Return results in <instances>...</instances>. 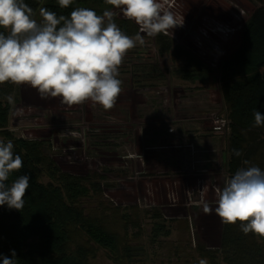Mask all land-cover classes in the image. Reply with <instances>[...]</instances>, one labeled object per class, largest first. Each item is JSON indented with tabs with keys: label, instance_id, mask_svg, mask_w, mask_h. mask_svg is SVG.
<instances>
[{
	"label": "rangeland",
	"instance_id": "374dc122",
	"mask_svg": "<svg viewBox=\"0 0 264 264\" xmlns=\"http://www.w3.org/2000/svg\"><path fill=\"white\" fill-rule=\"evenodd\" d=\"M159 2L178 23L183 19L182 26L163 34L172 40L174 50L184 51L195 61L201 59L208 67V62L217 64L239 47L241 32L255 7L249 0ZM111 11L126 19L118 9ZM141 35L144 43L137 42L129 51L143 49L150 57L132 60L127 52L119 70H127L128 75L120 76L125 77L122 91L111 110L93 107L90 101L68 107L59 98L43 99L35 89L20 85L21 101L12 112L10 128L26 138L49 139L52 157L63 171L102 175L104 197L126 209L136 223L150 208H157L160 220L169 221L164 230L157 229L159 219L146 214L140 236L127 233L123 243L134 250L131 264H200L202 259L207 264L209 249L221 252L223 223L214 212L205 214L202 204L208 202L214 209L216 189L227 180L224 160L229 132L222 137L211 130L212 117L227 118L215 91L217 69L212 70L216 81L209 88L203 86L209 91L198 92L197 85H187L190 82L176 76L175 69L182 62L173 65L171 54L159 58L154 37ZM152 130L161 132L160 141L139 153L138 134ZM200 134H207L208 142H197ZM139 160L144 163L138 167ZM113 230L120 236L124 233L118 223ZM139 247L144 250H135ZM91 264L112 262L98 250Z\"/></svg>",
	"mask_w": 264,
	"mask_h": 264
},
{
	"label": "trees",
	"instance_id": "16d2710c",
	"mask_svg": "<svg viewBox=\"0 0 264 264\" xmlns=\"http://www.w3.org/2000/svg\"><path fill=\"white\" fill-rule=\"evenodd\" d=\"M249 1L255 7L241 32V43L217 69L218 92L230 122L224 160L227 179L241 168L257 166L264 171V125L253 127L254 112L264 114V0ZM24 3L33 10V19L39 15L38 23L42 21L41 8L65 17L78 7L90 8L98 15L114 9L104 0H73L63 9L57 0H24ZM114 22L130 37L138 33L136 24L129 19L115 16ZM152 40L159 58L171 54L173 65L179 62V53L169 37L158 34ZM128 52L139 59L137 51ZM177 66L176 74L182 73L183 67ZM19 95L17 85H0V141L11 140L14 154L22 159V167L6 183L10 185L20 176L29 177L24 207L18 211L0 206V257L11 258L14 250L16 264H91L97 251L103 250L112 264H131L134 250L123 243L127 233L139 237L146 214L159 219L157 229L164 230L169 221L160 220L157 208H150L148 213L143 212L141 222L136 223L126 209L104 197L106 184L102 175L65 172L52 157L49 139L14 133L10 124ZM9 96L13 97L12 103L7 99ZM114 223L122 225V236L114 232ZM168 232L169 229L165 230L163 237L167 238ZM222 244L220 254L209 249L207 264H264V240L252 233L245 235L239 221L223 224ZM140 249L144 250L142 247L135 250Z\"/></svg>",
	"mask_w": 264,
	"mask_h": 264
},
{
	"label": "clouds",
	"instance_id": "9594fccd",
	"mask_svg": "<svg viewBox=\"0 0 264 264\" xmlns=\"http://www.w3.org/2000/svg\"><path fill=\"white\" fill-rule=\"evenodd\" d=\"M123 17L135 22V37L124 34L114 22L116 13L78 7L68 17L40 9L42 21L32 18L33 10L24 0H0V85H27L43 99L59 98L68 107L90 101L104 111L111 110L122 91L119 67L127 52L149 37L167 34L182 26L172 11L159 0H104ZM167 0H165V3ZM73 0H57L67 8ZM9 103L13 97L9 96ZM264 125V114L254 112L253 127ZM11 140L0 141V206L20 211L29 187V177L20 176L7 184L22 167L20 155L14 154ZM236 155H240L236 152ZM247 163V162H245ZM215 208L203 202L205 214L215 213L226 225L240 222V230L264 240V171L257 166L238 169L216 189ZM2 264H16L0 257ZM200 264H206L201 260Z\"/></svg>",
	"mask_w": 264,
	"mask_h": 264
},
{
	"label": "crops",
	"instance_id": "0c3cea01",
	"mask_svg": "<svg viewBox=\"0 0 264 264\" xmlns=\"http://www.w3.org/2000/svg\"><path fill=\"white\" fill-rule=\"evenodd\" d=\"M176 51L179 53V57H180V59H178L179 62H182V65H180V66L183 67L182 73L176 74V76H179L183 80L190 82V83H187V85L191 84V83L197 85L196 88H197V90L199 89L198 92H200L201 89H202L201 90L202 93H205L206 90L209 91L208 89H206L204 91L203 86H204V84H206L207 85L206 87L209 88L210 87L209 84H211L213 81H216V80H214V78H216L215 72H213L212 69L210 67H208L203 60L200 59V60L195 61V60L191 59L190 57H188L184 53V51L179 50V49H176ZM137 52H138L137 56L139 57V59H138L139 61H142L141 59H144V58H142V56H145V58L150 57V56L144 54V52H147V51H144L143 49H141V50L138 49ZM151 57L153 58V56H151ZM181 57H182V59H181ZM130 59L135 60V56L133 53L131 54V52H130ZM183 61H184V64H183ZM127 75H128L127 70H119L118 79L122 80ZM120 76H125V77H120ZM217 83H218V81H216V85H217ZM200 87H202V88H200ZM215 89H216L215 91H217V93L219 94L218 85H217V88H215ZM219 98H220V95H219ZM146 131H148V130H146ZM159 134H161V132H159L158 130H152L150 133L143 132V133L138 134V141L135 145L138 148L139 153L142 152L143 148H146V147L150 148L151 146L154 147L155 146L154 144H158V141H160V139H158ZM206 135L207 134L197 135V137H198L197 142H200L201 139H204L205 138L204 136H206ZM162 138H163V136H162ZM207 138L204 139L203 141L208 142ZM163 139L168 140L165 138H163ZM130 142H132V139H130ZM136 163L138 164V167H139V165L142 166L144 162H143V160H139V161H136Z\"/></svg>",
	"mask_w": 264,
	"mask_h": 264
},
{
	"label": "built area",
	"instance_id": "2783aa9c",
	"mask_svg": "<svg viewBox=\"0 0 264 264\" xmlns=\"http://www.w3.org/2000/svg\"><path fill=\"white\" fill-rule=\"evenodd\" d=\"M211 69L216 70L218 69L219 65L221 64V61L217 64L214 62V60L208 62ZM219 116L212 117V132L215 136H225L229 132V120L227 118H224L222 114H216ZM229 135V134H228Z\"/></svg>",
	"mask_w": 264,
	"mask_h": 264
}]
</instances>
